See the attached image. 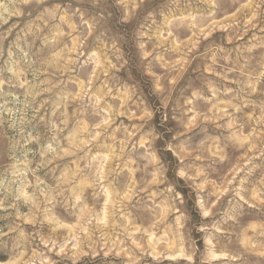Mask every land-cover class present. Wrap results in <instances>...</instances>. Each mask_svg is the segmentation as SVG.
Returning a JSON list of instances; mask_svg holds the SVG:
<instances>
[{
  "label": "rangeland",
  "instance_id": "obj_1",
  "mask_svg": "<svg viewBox=\"0 0 264 264\" xmlns=\"http://www.w3.org/2000/svg\"><path fill=\"white\" fill-rule=\"evenodd\" d=\"M0 264H264V0H0Z\"/></svg>",
  "mask_w": 264,
  "mask_h": 264
}]
</instances>
